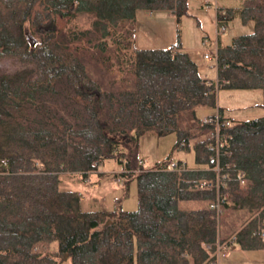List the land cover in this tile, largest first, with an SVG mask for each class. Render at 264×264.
<instances>
[{"label": "trees", "instance_id": "trees-1", "mask_svg": "<svg viewBox=\"0 0 264 264\" xmlns=\"http://www.w3.org/2000/svg\"><path fill=\"white\" fill-rule=\"evenodd\" d=\"M188 2L0 0V264H219L221 245L264 250V116L232 120L217 97L264 95V0L218 7V27L239 17L254 29L211 49L216 79L180 32L167 48L137 44L139 10L180 22ZM202 107L218 111L201 117ZM217 116L231 121L220 129L221 173L216 125L205 121ZM149 133L175 134L173 152H193L196 166L171 156L146 166ZM106 160L122 164L127 189L136 183V210H84L83 194L62 188L63 176L105 177ZM219 177L233 217L219 219L216 189L200 188Z\"/></svg>", "mask_w": 264, "mask_h": 264}, {"label": "rangeland", "instance_id": "rangeland-1", "mask_svg": "<svg viewBox=\"0 0 264 264\" xmlns=\"http://www.w3.org/2000/svg\"><path fill=\"white\" fill-rule=\"evenodd\" d=\"M242 0H189L188 14L178 22L176 17L168 10L145 11L139 10L136 15L138 46L147 48H167L177 41L178 32L181 35V44L194 60L199 63L201 70L207 68L210 76L217 78L214 70V60L205 59L204 54L211 53L213 45L220 43L228 45L240 35L253 31L254 24L242 23L239 17L226 23V31L219 32L216 22L217 9L220 6H239ZM210 39L211 45H204L203 40ZM203 67V68H202ZM204 74V71H202ZM218 107L223 110L224 116L232 120H245L264 116V95L262 89H231L218 90ZM214 108L202 107L197 110L201 117L216 113ZM176 141L175 134L158 136L149 133L140 139V157L146 166H151L158 161L172 157L174 161L182 160L188 167H195L193 152H173ZM123 171L122 164L116 160H106L99 174H92L90 179L83 182L78 177L62 178V188L78 191L83 194L84 210L98 211L101 209L114 210L122 206L126 210H136L138 195L136 183L127 189L122 177L119 180L115 175ZM118 177V176H117ZM192 204L191 206H193ZM236 215L234 210H224L218 218ZM225 255L220 256L219 264H259L264 262L263 251H244L241 249H228Z\"/></svg>", "mask_w": 264, "mask_h": 264}, {"label": "built area", "instance_id": "built-area-1", "mask_svg": "<svg viewBox=\"0 0 264 264\" xmlns=\"http://www.w3.org/2000/svg\"><path fill=\"white\" fill-rule=\"evenodd\" d=\"M219 32H225L226 31V26H219ZM204 45H211V41L210 39L206 38L203 41ZM217 45V44H216ZM216 45L214 44L212 48L216 49ZM205 59H213V56L211 53H205L204 54ZM211 82L209 81L208 84H210ZM205 121L207 122H211L214 123L216 125V131H212L210 132V137L213 139L217 140V145H218V150H217V155L213 156L211 159V162L214 164V170H216L218 173L222 172V166L220 165V154H219V147L222 145L223 143V139L222 136L220 135V129L222 127H227L229 125H231V121L229 119H221L219 116L217 117H206ZM185 163L182 164V166H184ZM173 167L177 166L176 162L172 163ZM200 188H214L216 189V199L211 202L210 204V209L216 212V216L219 217L223 211H224V205L227 203L229 195L228 193H226L225 191H223V187H222V182H221V177H219V180L216 184L209 182V181H204ZM219 260H220V256L225 255V251H228V247L227 244L225 245H221L220 249H219Z\"/></svg>", "mask_w": 264, "mask_h": 264}, {"label": "crops", "instance_id": "crops-1", "mask_svg": "<svg viewBox=\"0 0 264 264\" xmlns=\"http://www.w3.org/2000/svg\"><path fill=\"white\" fill-rule=\"evenodd\" d=\"M240 4H241V2H240ZM137 37H138V35H137ZM137 41H138V39H137ZM137 44H138V42H137ZM140 47V46H139ZM140 48H143V49H158V48H156L155 46L154 47H152V48H147V47H140ZM159 49H163V48H159ZM184 49V48H183ZM193 58V57H192ZM196 61V60H195ZM197 62V61H196ZM198 65H199V63H198ZM200 66V65H199ZM203 68V67H202ZM214 70L216 71V68H214ZM200 71H201V73H202V71H204V76L206 75V76H208L209 77V79H211V78H214L213 76H210L209 74H208V72H207V68H205L204 67V69H202L201 70V66H200ZM216 74H217V71H216ZM216 76V75H215ZM56 247V246H55ZM63 264H72V261H71V259L70 258H66V260L64 261V263Z\"/></svg>", "mask_w": 264, "mask_h": 264}, {"label": "water", "instance_id": "water-1", "mask_svg": "<svg viewBox=\"0 0 264 264\" xmlns=\"http://www.w3.org/2000/svg\"><path fill=\"white\" fill-rule=\"evenodd\" d=\"M25 34H26V38L27 41L29 43V45H31L32 47H36L38 44V40L35 38V36L31 33V31L29 30V28H26L25 30ZM68 256H66L67 258Z\"/></svg>", "mask_w": 264, "mask_h": 264}]
</instances>
